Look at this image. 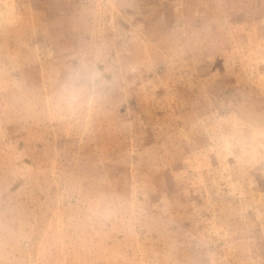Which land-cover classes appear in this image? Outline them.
Returning <instances> with one entry per match:
<instances>
[{"label":"rangeland","instance_id":"374dc122","mask_svg":"<svg viewBox=\"0 0 264 264\" xmlns=\"http://www.w3.org/2000/svg\"><path fill=\"white\" fill-rule=\"evenodd\" d=\"M0 264H264V0H0Z\"/></svg>","mask_w":264,"mask_h":264},{"label":"clouds","instance_id":"9594fccd","mask_svg":"<svg viewBox=\"0 0 264 264\" xmlns=\"http://www.w3.org/2000/svg\"><path fill=\"white\" fill-rule=\"evenodd\" d=\"M88 79L91 82L92 80H94V77L89 76ZM79 80H80L79 75H70L69 80L61 90V99L66 100L69 103L76 99L78 95Z\"/></svg>","mask_w":264,"mask_h":264}]
</instances>
